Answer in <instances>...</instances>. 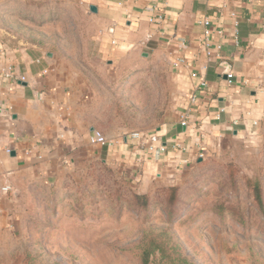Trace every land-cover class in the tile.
I'll list each match as a JSON object with an SVG mask.
<instances>
[{
  "label": "rangeland",
  "instance_id": "rangeland-1",
  "mask_svg": "<svg viewBox=\"0 0 264 264\" xmlns=\"http://www.w3.org/2000/svg\"><path fill=\"white\" fill-rule=\"evenodd\" d=\"M0 30L53 52L68 72L92 82L103 108L96 129L107 140L156 132L171 113L163 60L125 69L107 86L115 74L99 56L98 22L77 1L1 6ZM201 159L174 182L144 186L119 158L96 156L55 189L25 187L12 228L0 233V264H264V135Z\"/></svg>",
  "mask_w": 264,
  "mask_h": 264
},
{
  "label": "crops",
  "instance_id": "crops-1",
  "mask_svg": "<svg viewBox=\"0 0 264 264\" xmlns=\"http://www.w3.org/2000/svg\"><path fill=\"white\" fill-rule=\"evenodd\" d=\"M31 1L0 0V7ZM42 1H77L97 20L99 56L115 74L108 87L130 67L156 60L168 65L172 110L156 132H148L165 150L149 152L124 134L119 141L90 144L95 116L103 109L95 106L100 96L92 82L68 72L53 52L0 30V186H10L0 193V233L12 228L25 187L55 189L93 157L119 158L126 173L147 186L153 179L174 182L201 157L219 154L243 137L257 141L264 135V0ZM158 15L160 20L150 21ZM204 38L213 48L220 45L219 58L206 55ZM194 93L197 100L190 103Z\"/></svg>",
  "mask_w": 264,
  "mask_h": 264
},
{
  "label": "built area",
  "instance_id": "built-area-1",
  "mask_svg": "<svg viewBox=\"0 0 264 264\" xmlns=\"http://www.w3.org/2000/svg\"><path fill=\"white\" fill-rule=\"evenodd\" d=\"M161 16H156V17H151L150 21H156V20H160ZM201 23H203V25L206 27L209 22L204 19L201 21ZM109 33L113 32L112 28H109L107 30ZM208 35V31L205 30V36ZM203 45L205 48V52L206 55L211 58V57H215V58H219L220 55V45H215L214 48L210 46V42L208 41L207 38H204L203 40ZM213 48V49H212ZM226 80L228 83H231L232 81V77H233V73L232 71L228 70L226 73ZM21 80H24V77H21ZM206 86V83L204 80H201L199 82V87L204 88ZM190 103H194L197 100V95L194 93L189 97ZM181 120V124L185 125L186 124V117L185 115H181L180 116ZM130 138L132 140H135L137 142H140L142 144H144L145 149L149 152H163L165 150L164 146H162L160 143L158 145L155 144L156 142V136L153 135L152 133H148V132H142V131H133L132 133H130ZM89 142L92 145H104V144H108L110 143L109 140H107V138L99 131V130H93L90 135H89ZM7 152L9 150H6ZM201 157V155H199ZM10 190V186L9 185H2L0 186V193H5L7 191Z\"/></svg>",
  "mask_w": 264,
  "mask_h": 264
},
{
  "label": "trees",
  "instance_id": "trees-1",
  "mask_svg": "<svg viewBox=\"0 0 264 264\" xmlns=\"http://www.w3.org/2000/svg\"><path fill=\"white\" fill-rule=\"evenodd\" d=\"M170 190V199L169 201L170 202H173L174 200V193H175V190L176 188L174 186H171L169 188ZM252 190H253V196H254V200L256 201L257 205L259 207H261L263 204H262V198H261V190H260V187H259V184L257 182H254L253 185H252ZM137 201H139V204L141 206H146L147 205V198L145 195H135L134 196Z\"/></svg>",
  "mask_w": 264,
  "mask_h": 264
},
{
  "label": "water",
  "instance_id": "water-1",
  "mask_svg": "<svg viewBox=\"0 0 264 264\" xmlns=\"http://www.w3.org/2000/svg\"><path fill=\"white\" fill-rule=\"evenodd\" d=\"M89 9L92 11V12H95L96 11V8L94 6H89Z\"/></svg>",
  "mask_w": 264,
  "mask_h": 264
}]
</instances>
